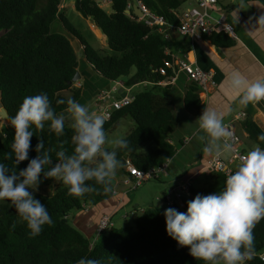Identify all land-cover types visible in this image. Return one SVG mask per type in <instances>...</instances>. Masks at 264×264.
Wrapping results in <instances>:
<instances>
[{
    "label": "trees",
    "instance_id": "trees-1",
    "mask_svg": "<svg viewBox=\"0 0 264 264\" xmlns=\"http://www.w3.org/2000/svg\"><path fill=\"white\" fill-rule=\"evenodd\" d=\"M109 1L111 11L107 12L96 0H74L75 10L90 19L106 36L109 53L102 54L81 38L79 30L61 8L63 0H0V104L9 115V124L0 132V163L11 171L16 168L19 171L28 164L26 160L16 166L14 157L7 158L15 134L10 118L16 114L23 98L47 93L58 115L65 113L67 99L79 102L82 98V87L70 84L79 72V54L67 35L52 32L56 21L69 36L79 41L81 57L99 76L110 82L123 81L129 88L150 83L142 92L133 95L130 105L114 111L111 118L105 120L107 134L116 130L123 119L130 118L134 122L132 130L124 137L128 148L118 149L117 159L121 162L128 159L135 168L148 170L174 156L175 148L170 143L174 105L167 94H160L157 89H170V85L162 87L159 84L172 75L165 62L172 61L178 51L189 49L187 38L182 40L184 37L177 31L179 21L174 15L187 0ZM135 2H143L155 16L165 21L164 29L169 26L172 29L161 33L159 26L150 27L138 21L133 13L127 15L129 4ZM205 40L220 49L230 48L235 43L221 27H216L213 35ZM161 69L165 70L164 75ZM184 103L189 112L199 114L202 106L196 84L191 82ZM240 127L251 142L264 148V141L258 140L264 132L260 124L247 117ZM31 131L34 135L29 160L36 157L35 149L40 139L44 141L45 150L53 149L50 153L53 163L61 143L69 154L73 151V130L67 120L63 136L50 132L47 122L43 131L34 126ZM122 174L125 176L127 172ZM212 178L204 189L192 188L184 209L173 208L186 212L187 202L197 194L222 191L226 176L213 171ZM55 180L42 176L39 188L50 186ZM87 183L96 190L82 197L68 195L64 184L51 196L34 194L53 220V224L45 225L36 237H29L26 224L20 221L10 201H0V264H76L82 257L98 260L100 264H204L195 260L187 247H180L168 236L164 213L157 206L136 216L134 228L114 227L96 239L87 238L73 225L71 213L82 212L83 204L92 207L112 199L114 182L109 192H104L94 181ZM254 237L255 256L246 264H264L258 257L264 251V220L256 225Z\"/></svg>",
    "mask_w": 264,
    "mask_h": 264
},
{
    "label": "clouds",
    "instance_id": "clouds-1",
    "mask_svg": "<svg viewBox=\"0 0 264 264\" xmlns=\"http://www.w3.org/2000/svg\"><path fill=\"white\" fill-rule=\"evenodd\" d=\"M257 23L264 27V15ZM221 87L243 107L264 101V78L249 80L239 71H232ZM66 103L65 113L58 115L47 93L26 96L10 118L15 134L7 158L14 157L16 166L26 160L28 164L19 171L17 168L11 171L0 163V201H10L20 221L26 224L29 237L38 236L45 225L53 224L46 206L34 196L42 176L62 182L68 195L74 197L96 190L88 181H94L104 192H109L121 165L117 150L128 148L124 138L109 139L104 116L75 99L69 98ZM230 112V107L224 110L205 107L195 124L185 125L195 127L199 138L206 141L205 153L224 159L236 155L231 142L233 133L224 123ZM68 119L72 121L73 151L69 154L61 143L53 163L50 155L53 149L45 150L44 141L40 139L36 157L29 160L32 127L43 131L47 122L50 132L63 136ZM258 140L264 141V132ZM105 145H110L112 150ZM238 159L239 164L227 175L222 191L197 194L187 202L186 212L171 207L164 211L168 236L180 247H187L189 254L204 264H246L255 256L254 229L264 220V148L254 145ZM46 166H49L47 171ZM76 264H100V261L82 257Z\"/></svg>",
    "mask_w": 264,
    "mask_h": 264
},
{
    "label": "crops",
    "instance_id": "crops-1",
    "mask_svg": "<svg viewBox=\"0 0 264 264\" xmlns=\"http://www.w3.org/2000/svg\"><path fill=\"white\" fill-rule=\"evenodd\" d=\"M188 5L189 3L187 2L182 9L188 7ZM61 8L65 9L64 6ZM217 8L218 10H215L212 13V16L217 19L219 17L220 10L226 13L227 19L234 27L237 36V38L234 39V45L227 49H220L212 45L208 40L193 42L189 39L181 38L182 40L185 39L189 42V49L178 51L174 54L173 58L186 57L187 60L195 63L201 69L212 71L215 74L217 88L213 89L206 96L200 97L199 95L200 102L203 101L205 107L211 106L221 110H224L226 107H230L231 112L228 113L224 119V123L226 125L236 121V117L241 113L244 114L245 118L249 117L253 119L264 128V112L261 107V102L256 105L249 104L247 107H243L239 105L238 100H234L231 94L226 93L221 87L222 83L226 79V76L232 71H239L249 80L264 78V27L259 26L257 23L259 17L264 15V0H218ZM58 23L61 25L60 22ZM54 25L55 23L52 26ZM54 28L57 29L52 32H58L66 35L62 25L61 27L55 25ZM93 28L94 31H91L92 34H95V36L97 35L95 30H98L99 33L102 34V32L95 25ZM102 36H104L107 45L106 36L103 34ZM80 47L82 50L81 45ZM93 47L95 48V46ZM82 59L86 66L90 68V72L95 74L96 72H94L87 64L86 60L84 58ZM79 73L82 78L80 66ZM103 80L111 83L113 86V82H110L105 78H103ZM79 83L80 87H82V98L80 102L88 93H90L91 97L95 96L97 98L98 93L103 90L105 86L99 85L92 91L91 94V91L85 92L87 89L84 84L80 81ZM190 84L191 82L184 73H178L175 81L172 83L161 84L162 87L170 85V89H157L160 94H167V98L174 105V114L171 124L173 132L170 136V143L175 148V154L171 158L167 171L152 185V188L155 190L154 195H151L148 199L145 194L141 192L138 193L137 189L136 196H133L134 200L131 199V195L133 193L125 196L121 195L120 200L112 197V199H115L117 202L114 209L101 212L95 211V214L92 217L80 221L73 220V225L77 227L87 238H96L98 221L103 215L110 216L113 221V216L117 214L118 210L126 206L128 209L127 211H129V213L126 214L136 218V216L141 214L140 211L142 212V210H140V204L144 203H151L149 204V207L157 206L163 212L162 208L167 207L164 203L163 195L169 188L176 187L179 183L190 178L193 180L192 188L197 190L204 189L212 182L213 171L208 168V165L214 154L210 155L203 151L206 141L199 138V133L195 127H185L186 124H195L197 118L199 117V114H193L185 107L184 97ZM132 89L133 88H131L130 93H127L128 95H133ZM122 94H126V92L120 91L117 94V97H120ZM241 122L242 121H237L233 124L237 134L242 139L243 151L247 153V151H249L255 143L251 142L248 139L247 134L241 129ZM228 159L224 160L227 161ZM238 164V162H235L229 167L235 171ZM123 165L124 164H121V166L117 169V174L115 176L116 181L114 183V188L119 191L123 188L121 180L124 176L122 173L126 170ZM133 201L135 203L134 205L132 203ZM94 207L95 206H92L91 208Z\"/></svg>",
    "mask_w": 264,
    "mask_h": 264
},
{
    "label": "built area",
    "instance_id": "built-area-1",
    "mask_svg": "<svg viewBox=\"0 0 264 264\" xmlns=\"http://www.w3.org/2000/svg\"><path fill=\"white\" fill-rule=\"evenodd\" d=\"M110 2V1H109ZM189 3L188 7L175 11L174 15L179 21V26L177 31L181 37L187 38L193 42L204 41L213 35L216 27H221L223 32L227 34L230 38L236 39V33L234 27L229 23L227 15L224 11L220 10L219 17L215 19L212 13L218 10V0H187ZM186 2V3H187ZM134 4L140 8L143 12V17H137L138 21H143L146 25L152 27L154 25L159 26V31L161 33H166L167 30L172 29V27H167L164 29L165 21L162 18L155 16L144 4L143 2L130 3L128 6L129 10H132ZM165 67L171 70L172 75L169 76L163 82L159 84H170L175 81L178 73H184L188 80L197 85L199 88V95L206 96L213 89L217 88V81L215 79V74L212 71H207L201 69L195 63L187 60L186 57H175L172 61L165 62ZM161 74H165V70L161 69ZM149 82L141 83L142 86H147ZM80 87V84H79ZM133 88V87H131ZM131 88L126 87L123 81L113 82V86L109 90H101L97 95V103L99 106V114L105 117V120L111 118L114 111H118L128 105L133 101V95H128ZM120 91H125L124 97H115ZM201 110L199 116L202 114L205 106L204 102L201 101ZM261 107L264 112V101H261ZM236 121H243L244 114H238ZM233 122V123H234ZM233 123L227 124L229 129L233 133L231 142L236 149V155L229 158L227 161L221 158L215 157L211 158L208 168L214 172H221L226 177L230 173L234 172L229 166L235 162L239 163L238 157L245 155L243 151V142L241 137L237 134L235 126ZM171 162V158H167L161 165L157 167H151L148 170H139L135 168L130 160L125 159L124 167L127 175L121 180L122 190L119 191L113 188L112 195L120 200L121 195L125 196L133 191H136L143 184L149 181H157L161 176L167 171ZM193 186L192 178L187 179L179 183L176 187L169 188L163 195V200L165 205L169 208L179 207L181 209L185 208V199L190 197V193ZM82 212L87 213L91 209L88 204H83ZM139 212V211H137ZM143 212V211H142ZM140 211V213H142ZM128 214L123 216V219H127ZM112 228H114V223L110 216L103 215L97 225L96 238L103 233H107ZM95 238V239H96ZM260 260L264 263V251L258 254Z\"/></svg>",
    "mask_w": 264,
    "mask_h": 264
},
{
    "label": "rangeland",
    "instance_id": "rangeland-1",
    "mask_svg": "<svg viewBox=\"0 0 264 264\" xmlns=\"http://www.w3.org/2000/svg\"><path fill=\"white\" fill-rule=\"evenodd\" d=\"M98 2V4L107 12L111 11L110 8V2L109 0H96ZM74 0H64V2L62 3L61 7H65V12L66 15L68 16V18L70 19L71 23L79 30L81 38L84 39V41H87L88 43H90L92 46H95V48L97 50H99L102 54H108V48L106 45V40L104 38V36H102V34L99 33L98 30H95V33L98 35L95 36V34H92L91 31H94V24L90 19H85L84 17L81 16L80 13H78L74 6H73ZM59 21L55 22V25H58L59 27H61V25L58 23ZM52 26V31H56L55 27ZM66 35L70 38L73 46L75 47L76 51L79 54V57H81L80 52H81V47L79 44V41L76 40L75 38L69 36L67 33ZM95 37H94V36ZM100 35V36H99ZM94 38V39H93ZM96 38V39H95ZM94 40V41H93ZM79 66H80V70H81V74H82V78H80V82L82 84L85 85V88L87 89V91L85 90V92H90L92 94V91L97 88L99 85H105L104 89L109 90L112 86L111 83L106 82L105 80H103V78L101 76H98V74H94L92 72H90V68H88V66H86V64L84 63L82 58H79ZM91 73V74H89ZM79 81L75 84L77 87H79ZM103 89V90H104ZM145 89L144 86L142 85H137L134 86L132 89V94L136 95L140 92H142ZM115 97H117V95L115 94ZM79 103L87 106L90 111H95L99 114V106L96 100V97H91L90 93L86 94L85 97L83 98V100ZM69 125H71L72 121L70 119L67 120ZM9 123V122H8ZM7 121L2 120L0 117V132H1V128L4 125H8ZM134 127V122L130 119V118H126L123 119L119 122L118 128L110 133H108V137L109 139H114V138H124L125 136H127L130 131L132 130V128ZM106 148H111L110 145H105ZM114 183L116 181V177L112 180ZM156 181H149L145 184H143L140 188H138V193H143L146 195V197H148V199L151 197V195H154V188H152V185L155 183ZM63 183L55 180L52 185L50 186H46L44 188H39L38 191H36L35 193H40L46 196H51L54 194L55 190L57 189L58 186H62ZM133 191L130 194L131 195V199H133V196L135 197L137 192ZM34 193V194H35ZM134 200V199H133ZM133 205L135 204L134 201L132 202ZM149 204L151 203H144V204H140V210L144 211L147 208H149ZM117 205L116 200L112 199L103 203H100L98 205H96L94 208H91L90 211L88 213H84V212H78V211H74L71 213L73 220H83V219H87L89 217L94 216L95 211H107V210H112L115 208V206ZM168 207H163V213L165 211V209H167ZM127 207H123L122 209H119L117 214L113 216V223L115 224L116 228H127V227H135V218L133 216H130L128 214V218L127 219H123V215L126 213H129V211H127ZM74 224V222H73ZM77 228V227H76ZM78 229V228H77ZM79 230V229H78Z\"/></svg>",
    "mask_w": 264,
    "mask_h": 264
},
{
    "label": "water",
    "instance_id": "water-1",
    "mask_svg": "<svg viewBox=\"0 0 264 264\" xmlns=\"http://www.w3.org/2000/svg\"><path fill=\"white\" fill-rule=\"evenodd\" d=\"M125 13L127 15H130V14H134L136 15L137 17H143V12L140 10V8L137 6V4H134L133 7H132V10H129L127 9L125 11ZM81 78V75L79 72L76 73L75 77L73 78V80L70 82V84L72 83H77ZM122 97L125 96V94H122L121 95ZM0 117L4 120H7L9 122V115H8V112L6 110V108L0 104ZM125 163V159L121 162V164H124Z\"/></svg>",
    "mask_w": 264,
    "mask_h": 264
}]
</instances>
